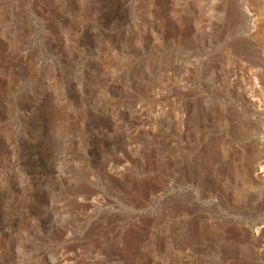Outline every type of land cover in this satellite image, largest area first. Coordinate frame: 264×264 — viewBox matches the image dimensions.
Masks as SVG:
<instances>
[{
    "label": "rangeland",
    "instance_id": "374dc122",
    "mask_svg": "<svg viewBox=\"0 0 264 264\" xmlns=\"http://www.w3.org/2000/svg\"><path fill=\"white\" fill-rule=\"evenodd\" d=\"M0 264H264V0H0Z\"/></svg>",
    "mask_w": 264,
    "mask_h": 264
},
{
    "label": "built area",
    "instance_id": "2783aa9c",
    "mask_svg": "<svg viewBox=\"0 0 264 264\" xmlns=\"http://www.w3.org/2000/svg\"><path fill=\"white\" fill-rule=\"evenodd\" d=\"M249 14L252 15V14L250 13V10H249Z\"/></svg>",
    "mask_w": 264,
    "mask_h": 264
}]
</instances>
